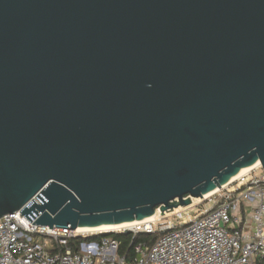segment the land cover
<instances>
[{"label": "water", "instance_id": "water-1", "mask_svg": "<svg viewBox=\"0 0 264 264\" xmlns=\"http://www.w3.org/2000/svg\"><path fill=\"white\" fill-rule=\"evenodd\" d=\"M264 170V0H0V219L99 228Z\"/></svg>", "mask_w": 264, "mask_h": 264}, {"label": "built area", "instance_id": "built-area-1", "mask_svg": "<svg viewBox=\"0 0 264 264\" xmlns=\"http://www.w3.org/2000/svg\"><path fill=\"white\" fill-rule=\"evenodd\" d=\"M204 201L197 214L189 212L192 206L163 215L159 210L111 232L50 229L20 213L6 215L0 219V264H254L264 258L261 165ZM154 235L151 244L140 240ZM117 236H129L128 250Z\"/></svg>", "mask_w": 264, "mask_h": 264}, {"label": "bare ground", "instance_id": "bare-ground-1", "mask_svg": "<svg viewBox=\"0 0 264 264\" xmlns=\"http://www.w3.org/2000/svg\"><path fill=\"white\" fill-rule=\"evenodd\" d=\"M260 166V163H257L249 168L243 169L237 176H235L234 178H232L228 183H226L225 185H223L222 187L228 185L229 183L235 181L236 179H238L239 177H241L242 175H245L246 173L250 172L251 170L257 168ZM220 188L214 190L213 192H210L209 194H206L205 196H203V198H195L193 200V202L189 205L186 206L187 208L193 206L196 202H200L201 200L210 197L211 195H213L215 192H217ZM186 207H179L176 209L182 210V209H186ZM159 211V210H158ZM150 219V218H148ZM147 220V219H145ZM134 225V223H126V224H121V225H113V226H103V227H99V228H80L78 229L79 232H84V233H92V232H111V231H116L118 229L124 228V227H128Z\"/></svg>", "mask_w": 264, "mask_h": 264}, {"label": "trees", "instance_id": "trees-1", "mask_svg": "<svg viewBox=\"0 0 264 264\" xmlns=\"http://www.w3.org/2000/svg\"><path fill=\"white\" fill-rule=\"evenodd\" d=\"M119 239L123 241L122 249L123 251L126 249L128 250L130 248V238L129 236H117ZM157 239V236H141V241L149 242L150 244L153 243ZM254 264H264V258H257L254 262Z\"/></svg>", "mask_w": 264, "mask_h": 264}, {"label": "rangeland", "instance_id": "rangeland-1", "mask_svg": "<svg viewBox=\"0 0 264 264\" xmlns=\"http://www.w3.org/2000/svg\"><path fill=\"white\" fill-rule=\"evenodd\" d=\"M208 201H204V202H196L194 206H192L190 209L194 208L193 210H190L189 212L192 214H197L198 212L201 211L200 207H206V205L208 204Z\"/></svg>", "mask_w": 264, "mask_h": 264}]
</instances>
